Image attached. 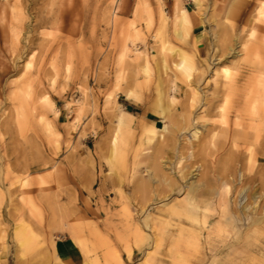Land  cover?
Listing matches in <instances>:
<instances>
[{
	"label": "rangeland",
	"instance_id": "obj_1",
	"mask_svg": "<svg viewBox=\"0 0 264 264\" xmlns=\"http://www.w3.org/2000/svg\"><path fill=\"white\" fill-rule=\"evenodd\" d=\"M262 74L264 0H0V264H264Z\"/></svg>",
	"mask_w": 264,
	"mask_h": 264
},
{
	"label": "crops",
	"instance_id": "obj_2",
	"mask_svg": "<svg viewBox=\"0 0 264 264\" xmlns=\"http://www.w3.org/2000/svg\"><path fill=\"white\" fill-rule=\"evenodd\" d=\"M55 247L57 256L65 264H83L81 252L77 245L71 239L61 238L56 242Z\"/></svg>",
	"mask_w": 264,
	"mask_h": 264
},
{
	"label": "bare ground",
	"instance_id": "obj_3",
	"mask_svg": "<svg viewBox=\"0 0 264 264\" xmlns=\"http://www.w3.org/2000/svg\"><path fill=\"white\" fill-rule=\"evenodd\" d=\"M177 37H179V38H181V34L180 33H177ZM183 59V58H182ZM227 74V73H226ZM224 109V108H223ZM221 112V111H220ZM223 121V120H222ZM163 132H165V128H162L161 129ZM197 133L198 132H195V135H197ZM222 177V176H221ZM222 179V178H221ZM191 183V182H190ZM196 184V183H195ZM193 186H194V184H192ZM184 186V185H183ZM186 187V186H185ZM191 187V186H190ZM196 187V189H197V187H198V185H195L194 187H192V188H195ZM187 188V187H186ZM185 189V188H184ZM195 189V190H196ZM197 191V190H196ZM199 191V190H198ZM188 192V191H187ZM194 192V191H193ZM203 193V192H202ZM206 193V192H205ZM204 193V194H205ZM196 194H198V193H196ZM196 194H195V196H196ZM190 195V194H189ZM199 195V197H200V194H198ZM203 195V194H202ZM193 198H195V197H193ZM203 199V198H202ZM243 202V199H241V203ZM196 204V203H195ZM241 205V204H240ZM235 220V219H234ZM237 220V219H236Z\"/></svg>",
	"mask_w": 264,
	"mask_h": 264
}]
</instances>
